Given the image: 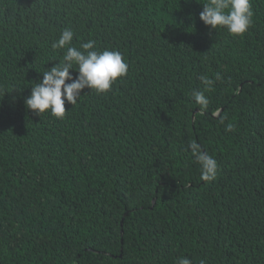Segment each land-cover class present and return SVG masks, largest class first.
I'll use <instances>...</instances> for the list:
<instances>
[{
	"label": "trees",
	"instance_id": "16d2710c",
	"mask_svg": "<svg viewBox=\"0 0 264 264\" xmlns=\"http://www.w3.org/2000/svg\"><path fill=\"white\" fill-rule=\"evenodd\" d=\"M206 2L0 0V264H264V0L243 36L206 26ZM65 29L129 71L37 116Z\"/></svg>",
	"mask_w": 264,
	"mask_h": 264
},
{
	"label": "clouds",
	"instance_id": "9594fccd",
	"mask_svg": "<svg viewBox=\"0 0 264 264\" xmlns=\"http://www.w3.org/2000/svg\"><path fill=\"white\" fill-rule=\"evenodd\" d=\"M202 5L200 19L211 30L225 28L233 36H243L253 24L254 11L251 0H207ZM73 37L74 33L65 29L60 38L52 44L53 49H67L63 59L43 73V79L32 86L31 95L25 99L26 108L37 116L50 112L52 116L63 119L67 112L66 101L76 105L85 88L97 93H106L119 78L128 74V64L120 52L96 51L94 41L82 43L80 48H77L71 46ZM73 70L78 72L75 78L71 74ZM199 79L205 90H209L214 83L203 74ZM192 95L201 110H206L209 99L204 92L193 90ZM189 147L200 166L201 180H214L218 172L217 160L194 141ZM177 264H191V261L186 257L178 258Z\"/></svg>",
	"mask_w": 264,
	"mask_h": 264
}]
</instances>
